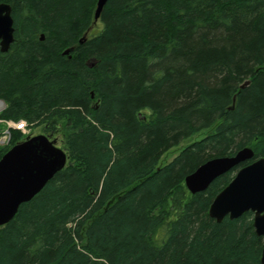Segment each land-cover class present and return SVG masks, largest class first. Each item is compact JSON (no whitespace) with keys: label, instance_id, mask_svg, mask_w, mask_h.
<instances>
[{"label":"trees","instance_id":"1","mask_svg":"<svg viewBox=\"0 0 264 264\" xmlns=\"http://www.w3.org/2000/svg\"><path fill=\"white\" fill-rule=\"evenodd\" d=\"M96 1L0 0L15 29L0 120L67 155L0 227V264H261L253 214L208 210L264 159V0H107L93 23ZM9 131L0 159L24 139ZM244 148L251 161L189 193L187 175Z\"/></svg>","mask_w":264,"mask_h":264},{"label":"water","instance_id":"2","mask_svg":"<svg viewBox=\"0 0 264 264\" xmlns=\"http://www.w3.org/2000/svg\"><path fill=\"white\" fill-rule=\"evenodd\" d=\"M107 0H97L93 23H96ZM12 9L0 4V51L8 52L14 42ZM43 39V37H41ZM248 83H245L247 85ZM241 86L242 88L244 87ZM253 151L244 148L230 157L206 161L184 180L191 194L205 191L218 177L251 161ZM67 164L63 149L44 135L16 143L0 159V227L10 222L22 204L30 202ZM253 214L255 234L263 238L260 263L264 264V159L239 168L230 183L213 199L208 215L217 223L224 218L237 219Z\"/></svg>","mask_w":264,"mask_h":264},{"label":"rangeland","instance_id":"3","mask_svg":"<svg viewBox=\"0 0 264 264\" xmlns=\"http://www.w3.org/2000/svg\"><path fill=\"white\" fill-rule=\"evenodd\" d=\"M89 35V34H87ZM4 109V104L2 103V108L0 110V112ZM11 121H1L0 120V131H5L7 129V126L8 124L10 123ZM32 133L33 135H41V132H40V129H33L32 130ZM3 136V135H2ZM1 139V138H0ZM0 145H2L0 143ZM187 141H184L183 143H181L178 147L170 150L169 152H167L162 158H161V161H160V165H165V164H168L169 162L172 161V159L185 147L187 146ZM56 146L60 147L59 143L56 142ZM0 147H6L5 146H0Z\"/></svg>","mask_w":264,"mask_h":264},{"label":"built area","instance_id":"4","mask_svg":"<svg viewBox=\"0 0 264 264\" xmlns=\"http://www.w3.org/2000/svg\"><path fill=\"white\" fill-rule=\"evenodd\" d=\"M9 127L19 130L22 133L26 134L27 133V129H26V124L24 122H18V123H9L8 124ZM6 135H4L3 137H1L0 139V143H5L8 140V132L5 133Z\"/></svg>","mask_w":264,"mask_h":264},{"label":"bare ground","instance_id":"5","mask_svg":"<svg viewBox=\"0 0 264 264\" xmlns=\"http://www.w3.org/2000/svg\"><path fill=\"white\" fill-rule=\"evenodd\" d=\"M86 35H87V34H86ZM41 37H43V36H41ZM41 37H40V39H41ZM84 39H85V35L82 37V40H84ZM41 40H43V39H41ZM70 52H71V49H70V48H66V49H64V50L61 52V54L64 55V56H67V55L70 54ZM1 108H2V103H0V110H1Z\"/></svg>","mask_w":264,"mask_h":264}]
</instances>
